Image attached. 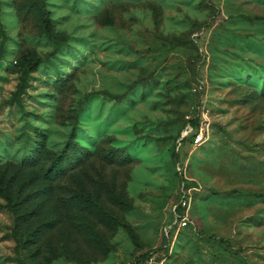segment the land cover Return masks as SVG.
Listing matches in <instances>:
<instances>
[{
  "label": "rangeland",
  "instance_id": "1",
  "mask_svg": "<svg viewBox=\"0 0 264 264\" xmlns=\"http://www.w3.org/2000/svg\"><path fill=\"white\" fill-rule=\"evenodd\" d=\"M146 254L264 264V0H0V264Z\"/></svg>",
  "mask_w": 264,
  "mask_h": 264
},
{
  "label": "built area",
  "instance_id": "2",
  "mask_svg": "<svg viewBox=\"0 0 264 264\" xmlns=\"http://www.w3.org/2000/svg\"><path fill=\"white\" fill-rule=\"evenodd\" d=\"M198 125H200V123ZM186 140H189L190 146L193 148L200 147L206 142L201 127L198 126L195 129L188 124L187 127L184 129L183 133H181V135L175 142L174 152L178 155L179 158L181 155V149ZM176 171L179 176L186 180V178H184V169L182 168L181 162L177 163ZM180 188V198L178 204L174 207L173 210L175 223H178L179 228H183L187 224V214L189 211V195L191 189L186 188V185L183 182H180ZM177 206H180V208L182 209L181 215L175 214V209Z\"/></svg>",
  "mask_w": 264,
  "mask_h": 264
},
{
  "label": "trees",
  "instance_id": "3",
  "mask_svg": "<svg viewBox=\"0 0 264 264\" xmlns=\"http://www.w3.org/2000/svg\"><path fill=\"white\" fill-rule=\"evenodd\" d=\"M46 32L49 34L50 38L54 39V36L49 32L48 26L46 27ZM188 124L195 129L198 127L197 120H190V121H188ZM188 141L189 140H186L185 142H188ZM39 152H40V150L38 152H36L35 156H37V153H39ZM174 155H175V160H177V158H179L178 155L175 152H174ZM62 171H63L62 161H61V158L58 157V159L53 161V163L51 165V169L49 170V173H50L49 177L51 179H53ZM179 181L185 183L186 188H190V187H188L189 183L185 179H183L181 176L179 177ZM5 192H6V190H5ZM5 195H7V194H5ZM5 199L8 202L10 200L8 196H5ZM175 214H177V215L182 214V209L180 208V206L176 207ZM166 244H167V240L163 239L164 248H161V249H163L164 252L167 251V247H165ZM161 249H159V250H161ZM154 252H156V251H154ZM148 258H149V255L146 254L145 256H142L140 259H138V261L135 264H141L142 261H144Z\"/></svg>",
  "mask_w": 264,
  "mask_h": 264
}]
</instances>
